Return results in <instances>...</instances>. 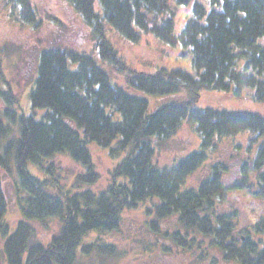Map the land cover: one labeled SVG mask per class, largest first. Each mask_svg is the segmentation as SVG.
<instances>
[{
    "label": "trees",
    "instance_id": "obj_1",
    "mask_svg": "<svg viewBox=\"0 0 264 264\" xmlns=\"http://www.w3.org/2000/svg\"><path fill=\"white\" fill-rule=\"evenodd\" d=\"M10 1L23 20L35 22L29 0ZM66 1L91 26L102 60L126 73L132 87L155 95L185 89L188 96L148 113L147 100L112 83L92 56L66 47L42 50L30 92L32 108L43 109L40 120L14 110L19 101L10 86L0 90L6 100L0 117V264H78L79 254L90 256L93 251L111 257L116 244L103 235L118 229L125 212L138 209L151 217L150 227L156 230L159 221L177 215L185 232L170 236L185 251L197 253L195 261L200 264L204 259L217 264V257L210 259L211 251L234 264H264V217L236 233L237 211L218 213L223 199L236 189L264 202V116L194 108L203 89L228 90L242 97L246 88H253V99L264 102V0H215L210 10L196 2L179 34H175V10L168 0ZM105 25L133 42L148 31L170 44L180 42L191 50L197 75L179 68L131 69L108 41ZM115 112L121 114L118 120L113 119ZM185 118L195 123L201 149L171 167H158L153 162L155 145H164ZM246 130L251 136L239 179L224 183L218 169L225 166L220 164L197 188L181 190L186 178L206 160L207 150H215L223 137ZM90 142L108 147L113 156L126 154L111 170L106 189L73 191L53 173V162L45 165L46 159L67 153L87 169L78 180L95 181L98 175L87 148ZM253 143L259 144L257 148ZM30 164L49 176L33 175ZM2 172L16 176L22 219L12 233L4 218L7 202ZM50 218L61 221L59 231L46 243L32 241L31 222L46 225Z\"/></svg>",
    "mask_w": 264,
    "mask_h": 264
},
{
    "label": "rangeland",
    "instance_id": "obj_2",
    "mask_svg": "<svg viewBox=\"0 0 264 264\" xmlns=\"http://www.w3.org/2000/svg\"><path fill=\"white\" fill-rule=\"evenodd\" d=\"M29 1L35 12L34 23L23 20L19 14V8L14 6L10 0H0V90H6L10 86L17 94L19 107L16 103L13 105L17 112L31 115L36 120L41 119L43 109L32 108L30 92L37 76L41 51L55 47H66L92 56L98 66L108 74L112 83L132 95L147 100L148 113L155 111L163 103L187 98L188 93L185 89L175 94L155 95L132 87L126 73L117 71L108 62L102 60L95 47L96 36L91 26L68 1ZM214 1L190 0L188 4H184L176 0H168L170 7L175 10V34L181 32L187 19L192 16V8L196 2L210 10L216 3ZM95 9L101 13L99 4H95ZM105 35L133 70L154 72L159 67L179 68L197 75L191 50L180 42L170 44L156 36L153 31L142 32L139 41L133 42L108 25H105ZM252 93L253 88H246L242 97H238L228 90L203 89L194 108L210 107L227 111H250L264 116V102L254 100ZM5 107L6 100L0 93V117ZM119 118L121 114L115 112L113 119L118 120ZM250 136L251 132L246 130L234 136L223 137L215 150H207L206 160L201 167L186 178L181 190L197 188L202 180L211 177L214 166L220 164L225 166V169H221V166L218 169L221 171L222 181L226 184H233L241 177L242 162L248 153ZM253 138L255 139V136ZM253 144L256 148L259 145ZM255 147L251 148L249 155H254ZM87 148L91 154L93 170L98 175L95 181L78 180V176L87 174V169L75 162L67 153L46 159L45 165L53 162V173L61 183L73 191L100 192L106 189L111 181V170L126 153L122 152L113 156L109 153L108 147H101L95 142L88 143ZM200 149L201 137L195 123L185 118L176 133L164 145L161 147L155 145L156 152L153 162L158 167H171L190 153ZM28 170L39 178L49 176V173L34 164L28 165ZM15 182L14 172H12V177L2 172V186L7 202V212L4 218L8 223L10 233L15 230L17 222L22 219L16 198ZM237 190L231 191L218 208V213L221 214L237 211L236 221L239 226L236 228V233L243 226L251 225L252 222L259 221L258 218L264 217V202L258 198L247 197L246 194ZM247 194L250 196L249 193ZM150 218L141 209L125 212L118 229L103 235L105 240L116 244V254L111 257H100L96 251H93L90 256L79 254L76 263L95 264L102 260L106 264H200L195 261L197 253L185 251L170 236V233L175 231L185 232L177 215L159 221L158 230L150 227ZM31 224L34 228L32 241L39 240L45 243L61 227V221L58 218L48 219L46 225L37 221ZM197 238L201 239V236L197 235ZM210 253V259L217 257V264H234L224 261L220 253L212 251ZM201 264H208V259H204Z\"/></svg>",
    "mask_w": 264,
    "mask_h": 264
}]
</instances>
